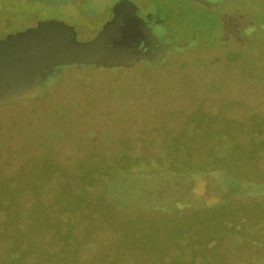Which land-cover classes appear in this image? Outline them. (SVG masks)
I'll list each match as a JSON object with an SVG mask.
<instances>
[{
    "label": "flooded vegetation",
    "instance_id": "af4514ba",
    "mask_svg": "<svg viewBox=\"0 0 264 264\" xmlns=\"http://www.w3.org/2000/svg\"><path fill=\"white\" fill-rule=\"evenodd\" d=\"M188 1L209 10L232 4L233 19L222 31L227 40L264 31V0H206L213 6L196 0H0V40L58 21L88 41L112 20L135 32L139 25L148 28L156 40L146 45L151 37L144 33L129 66H61L38 100L0 105V264L264 260V216L258 215L264 212V170L241 160L262 157L261 141L250 150L226 151L211 143H224L222 132L203 137L201 146L184 131L171 141L159 131L116 134L107 122L134 117L107 115L105 108L91 112L107 104L102 93L119 91L117 75L161 64L169 51L191 44L169 45L177 43L170 39L174 14ZM90 76L112 82L100 87ZM116 189L126 198L111 199ZM175 223L184 226L171 248Z\"/></svg>",
    "mask_w": 264,
    "mask_h": 264
},
{
    "label": "rangeland",
    "instance_id": "374dc122",
    "mask_svg": "<svg viewBox=\"0 0 264 264\" xmlns=\"http://www.w3.org/2000/svg\"><path fill=\"white\" fill-rule=\"evenodd\" d=\"M234 10L232 4L209 10L184 2L180 12L174 14L177 20L171 27L174 33H170V39L191 44L169 51L161 64L117 75L119 91L102 93L107 104L96 106L91 112L101 113L105 108L107 115L134 117L129 122H107L108 129L118 131L116 134L123 130L129 135L159 131L171 141L184 131L182 135L195 136L201 146L205 143L203 137H214L216 132L221 136L222 132L225 142L211 138V143L226 151L243 147L250 150L260 141L264 144V31H256L239 41L227 40L228 32L222 31L231 23ZM237 29L236 33L241 32ZM75 76L78 79L81 75ZM88 81H95L100 87L104 86L100 82L107 85L112 82L107 76H90ZM254 130L262 133L253 135ZM157 155L160 154L153 153L152 157ZM241 160L249 168L264 170V155L257 159L244 156ZM122 191L116 189L109 197L125 199L127 194ZM258 215L264 216V212ZM183 226L170 225L171 248L181 240L179 233ZM202 226L207 224L203 222ZM133 246L131 243L130 249ZM200 264H205V260ZM254 264H264V260Z\"/></svg>",
    "mask_w": 264,
    "mask_h": 264
},
{
    "label": "water",
    "instance_id": "95a60500",
    "mask_svg": "<svg viewBox=\"0 0 264 264\" xmlns=\"http://www.w3.org/2000/svg\"><path fill=\"white\" fill-rule=\"evenodd\" d=\"M196 1L215 5L206 0ZM147 29L139 25L135 32L134 28L112 20L92 40L80 41L72 27L46 21L0 40V105L22 99L38 100L47 90L48 78L61 66L131 65L139 56L135 44L142 41L144 33L151 37L146 45L156 42ZM187 44L169 42L171 48ZM148 52L149 57L156 54L151 49Z\"/></svg>",
    "mask_w": 264,
    "mask_h": 264
}]
</instances>
